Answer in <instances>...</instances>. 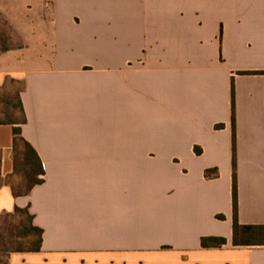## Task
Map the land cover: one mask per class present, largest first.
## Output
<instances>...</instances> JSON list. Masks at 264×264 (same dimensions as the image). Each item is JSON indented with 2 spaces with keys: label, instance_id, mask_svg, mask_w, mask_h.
<instances>
[{
  "label": "crops",
  "instance_id": "crops-1",
  "mask_svg": "<svg viewBox=\"0 0 264 264\" xmlns=\"http://www.w3.org/2000/svg\"><path fill=\"white\" fill-rule=\"evenodd\" d=\"M0 18V90L19 84L44 171L13 197L0 125V214L43 231L7 264H264L231 244L233 153L237 221L264 225V74H240L264 71V0H0Z\"/></svg>",
  "mask_w": 264,
  "mask_h": 264
},
{
  "label": "trees",
  "instance_id": "trees-1",
  "mask_svg": "<svg viewBox=\"0 0 264 264\" xmlns=\"http://www.w3.org/2000/svg\"><path fill=\"white\" fill-rule=\"evenodd\" d=\"M5 49V48H4ZM240 74H264L258 72H240ZM14 102L1 101L4 106L9 105V114L5 118H0V125H10L12 127V163L13 170L8 175L4 184L9 186L13 197L26 196L33 187L43 183L44 171L40 159L32 147L22 138L20 126L25 123L23 110L18 101V94L14 95ZM19 112V118L15 119L14 114ZM233 116L231 117L233 131ZM221 126H216L220 128ZM234 149V136H232ZM196 154L198 149L194 150ZM234 151V150H233ZM218 174L215 169L205 170L204 178L213 179ZM236 207V183H235V161L234 153L232 157V246H264V225H240L237 221ZM222 220L221 215L215 216ZM43 231L33 224V215L29 208L14 207L11 212L0 214V264H7L12 253H37L42 243ZM226 244L222 237H201L200 247L203 249H218Z\"/></svg>",
  "mask_w": 264,
  "mask_h": 264
},
{
  "label": "rangeland",
  "instance_id": "rangeland-1",
  "mask_svg": "<svg viewBox=\"0 0 264 264\" xmlns=\"http://www.w3.org/2000/svg\"><path fill=\"white\" fill-rule=\"evenodd\" d=\"M12 40V32H10L8 26L5 24V22L0 18V50L8 47V45L11 44H15V41H9ZM19 88V84L14 83V82H8L6 88L4 89L5 91L0 90V118L4 119L5 118V114H9V105L4 106L1 104V101L4 100L5 101V97L6 96H10L13 97L14 93L16 92V90ZM5 92V93H4ZM14 118L18 119L19 115L18 112H16L14 114ZM1 257V256H0ZM0 261H3L2 258H0Z\"/></svg>",
  "mask_w": 264,
  "mask_h": 264
}]
</instances>
